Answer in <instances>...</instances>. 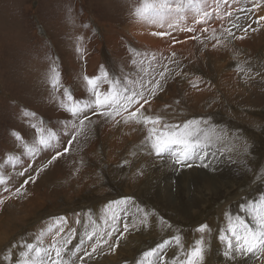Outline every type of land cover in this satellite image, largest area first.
<instances>
[{"label":"rangeland","instance_id":"1","mask_svg":"<svg viewBox=\"0 0 264 264\" xmlns=\"http://www.w3.org/2000/svg\"><path fill=\"white\" fill-rule=\"evenodd\" d=\"M141 3L0 0V162L11 177L10 191L24 185L20 196L10 197L0 206V254L22 238L33 242L55 217L66 218L61 236L76 230L69 245L72 248L86 229L91 231L95 226L111 230L114 211L121 217L117 221L119 231L91 259L85 257L77 264H99L104 256L109 264H135L144 251L172 236L180 235L186 245H192L201 236L196 228L205 223L211 230L204 234L206 246H210L205 264H264V256L225 259L224 245L218 239L220 229L227 228L226 214L246 216L239 206L264 193V26L254 33L250 31L244 39H232L221 31L230 24L225 13L249 7L245 0L232 6L222 4L219 18H209L206 23L189 10L175 30L167 27V23H174L172 20L162 27L139 20L135 8ZM256 16H264V11L239 23H252L256 28ZM84 24L89 28L85 29ZM193 26L195 32L187 31ZM213 29L215 38L209 39ZM158 32L171 35L153 34ZM197 34L200 41L192 39ZM235 35L244 33L235 30ZM81 36L85 38L81 43L85 51L77 53V38ZM216 38L224 44L214 48ZM173 52L179 63L168 65L171 78L166 74L167 82L150 100L148 114L162 115L173 123L204 119L217 130L222 129L226 137L215 144L222 150L218 164L205 168L197 162L191 168H181L167 158L149 154L150 147L143 143L147 134L143 125L125 124L122 117L117 118L119 123L105 122L97 116L85 129L86 137L73 141L71 146L67 144L71 136L63 137L60 150L69 147V152L39 174L37 170L54 152L31 162V169L23 176L14 173L27 167L29 160L24 159L23 165L15 169L7 165L8 154L23 156L22 144L11 135L13 130L24 142L32 143L36 138L33 124L60 131V122L71 119L56 99L63 96L64 87L78 98L85 97L83 77L99 74L101 67L110 76L135 82L138 87L142 76L153 69L162 70L157 65L167 63L153 57H168ZM53 64L61 72L58 92L47 78ZM196 81L201 83L192 87ZM22 110L35 116L25 117ZM246 144L250 155L243 151ZM29 176L35 181L24 184ZM125 197L132 198L127 205L117 208L113 204L108 209L110 202ZM137 206L156 213L149 216L147 226L139 225L142 214L137 213ZM125 211L131 214L130 219L135 218L138 230L130 227L124 233L129 238L117 241L123 232ZM89 217L95 225L90 224ZM160 217L171 225L170 229L159 223ZM51 242V236L44 240L45 246ZM94 242L85 238V249L91 252ZM120 251L122 255L116 260L114 256ZM172 252L170 248L165 254L168 259ZM78 255L82 256L83 251Z\"/></svg>","mask_w":264,"mask_h":264},{"label":"snow or ice","instance_id":"2","mask_svg":"<svg viewBox=\"0 0 264 264\" xmlns=\"http://www.w3.org/2000/svg\"><path fill=\"white\" fill-rule=\"evenodd\" d=\"M240 0H142V3L135 8V16L139 20L147 21L151 24L164 26L169 20L174 23H167L170 30H175L176 23L183 22L186 19L189 10H194L195 13L201 16V19L206 23L209 18H219L218 10L223 4L232 6L239 3ZM249 7H243L228 11L225 15L229 18L230 24L228 28H222V32L227 33V37L232 39H244L247 34L256 32L261 26H264V16H256L254 23L256 28L252 27V23L241 26V20L247 21L254 14L264 11V0H245ZM214 5V7H213ZM212 8V11L207 9ZM239 13V14H236ZM200 23V20L195 21ZM85 29L89 25H82ZM183 30V29H182ZM207 31V29H204ZM235 30H242L244 35L236 36ZM94 31V29L92 30ZM187 31L195 32V27H188ZM216 30L213 29V37L215 38ZM154 35L165 36L171 35V32H158ZM225 37V39H227ZM83 36L77 38L76 52L82 53L85 49L81 46ZM192 39L200 41L199 34L193 36ZM224 44V40L216 38L213 47ZM176 53H171L170 56L153 57L156 61L167 60V63H159V70L153 69L152 72L142 76L139 86L135 82H129L125 79L123 82L119 78L110 76L109 72L101 67L99 74L94 76H84L86 83V96L82 98L76 97L67 87L63 88V96H57L56 99L61 107L71 119L60 122V131L51 127L37 126L33 124L36 138L32 143L24 142L23 137L12 131L11 135L22 144L23 156L8 154L6 156L7 165L13 169L22 166L24 159L30 161L27 167L22 171L14 173L23 176L25 172L31 169V162H34L41 157L42 154L54 152L51 159L47 161L42 168L37 170V174L47 168L57 160L62 154L69 152V147H64L61 151L62 138L71 136L67 140V144L71 146L73 141L81 137H86L85 129L88 125L95 121L93 117H102L105 122L114 121L119 123L117 119L122 117L123 123H136L143 125L146 129V136L143 141L145 145L150 147V153H154L157 158H167L175 165L191 168L199 162L198 166L205 168L212 167L219 163L218 153L222 152L215 148V144L226 137L223 130H217L214 124H209L204 119H187L182 123H173L167 120L164 116L156 114H148L151 111L150 100L155 97L158 91H162L167 82L166 74H169L172 69L169 64H178L175 60ZM238 66V71H239ZM155 73V74H153ZM179 76L180 72H176ZM158 76V78H157ZM47 78L50 86L59 91L61 72L53 64L47 73ZM201 81L192 83V87H197ZM107 87H104V86ZM134 111H129L130 109ZM25 117H33L35 113L29 110H22ZM78 121V123H77ZM203 125V127H202ZM249 145L244 146V153L249 154ZM211 158V159H209ZM123 163H128L124 161ZM11 177L4 170L3 163L0 162V193L8 192L9 196L0 195V206H2L10 197L20 196L24 185L16 188L14 192L10 191ZM29 180L35 181L34 176H29L24 184H28ZM131 197H125L118 201H112L107 206L112 209V205L121 208L129 203ZM241 212L245 215L236 214L231 216L226 214L227 228H221L219 241L224 248L222 256L225 259H235L237 257L245 259H256L264 256V193H261L258 199L249 200L247 204H241ZM137 213L142 214L139 220V225L147 226L149 216L156 215L154 211L147 212L143 208L137 206ZM127 211L124 212L123 232L117 237V241L123 237L124 233L129 232L130 227L137 228V223L134 217H131ZM53 223L42 229L35 236L33 242H28L26 238H22L5 253L0 254V264H77V261H84L85 257L92 258L93 253L98 251L101 245H107L108 240L113 237L114 233L119 231L117 221L121 217L113 211L111 217V230H98L93 226L91 231L87 229L84 235L79 239V242L74 247L69 248V245L74 239L75 229H71L69 233L61 236L65 232L64 224L65 217L52 218ZM91 225H95V221L89 217ZM78 224L81 221H76ZM109 221H105L107 225ZM159 223L169 229L171 225L163 219L159 218ZM138 230V228H137ZM196 231L201 234L199 239H196L192 245L188 246L183 241L180 235L172 236L164 239L155 247L144 251L135 264H205L206 256L210 252V246H206L205 233L210 232L208 224H201L196 228ZM52 237V242L45 246L44 240L46 237ZM85 238L91 243V252L85 249ZM110 247H115L110 246ZM173 249L171 258L166 257L169 249ZM83 251V255H78Z\"/></svg>","mask_w":264,"mask_h":264},{"label":"crops","instance_id":"3","mask_svg":"<svg viewBox=\"0 0 264 264\" xmlns=\"http://www.w3.org/2000/svg\"><path fill=\"white\" fill-rule=\"evenodd\" d=\"M146 22V21H145ZM179 28L181 29V26H179ZM99 213V212H98ZM94 220L95 221H97L96 219H95V216H94ZM123 238H129V236L127 235V234H124L123 235ZM118 250H119V246H118V248H117ZM121 255H122V251H120V252H118L117 254H115V259L117 260V259H120V257H121ZM105 257L106 256H104V257H101L100 259H99V264H105L107 261L105 260ZM98 260H96V262H97ZM95 262V263H96ZM106 264H108V263H106Z\"/></svg>","mask_w":264,"mask_h":264},{"label":"bare ground","instance_id":"4","mask_svg":"<svg viewBox=\"0 0 264 264\" xmlns=\"http://www.w3.org/2000/svg\"><path fill=\"white\" fill-rule=\"evenodd\" d=\"M162 46V45H161ZM29 202V201H28ZM31 204V203H30ZM36 204V203H35ZM198 239V238H197ZM109 264V263H108Z\"/></svg>","mask_w":264,"mask_h":264}]
</instances>
